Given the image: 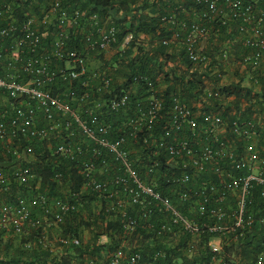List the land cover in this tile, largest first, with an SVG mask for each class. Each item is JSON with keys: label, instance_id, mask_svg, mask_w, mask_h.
<instances>
[{"label": "built area", "instance_id": "1", "mask_svg": "<svg viewBox=\"0 0 264 264\" xmlns=\"http://www.w3.org/2000/svg\"><path fill=\"white\" fill-rule=\"evenodd\" d=\"M15 1L0 0V156L10 158L0 163V184L6 190L14 182L29 192L0 207L1 240L16 237L24 251L47 253L34 264H140L127 241L105 250L106 235L95 239V247L104 248L95 257L67 259L81 240L60 226L78 213L87 193L107 202L105 211L114 213L124 235L152 229L160 214L156 235L169 233L177 244L187 234L188 258L200 251L205 257L197 264H241L237 254L255 238L260 247L244 264H264V125L253 114L264 110V97L246 99L238 111L236 97L219 87L203 89L190 104L171 97L167 107L163 73L116 76L123 53L134 42V58L143 36L120 40L112 22L65 0H47L36 13H19ZM190 1L194 6L166 19L171 34L161 46L220 81V67L229 61L257 70L264 58V0ZM91 52L107 61L115 54L117 62L94 68ZM46 153L74 165L78 191L63 198L41 191L30 165ZM63 177L55 172L51 182L62 184ZM160 183L167 193L157 190Z\"/></svg>", "mask_w": 264, "mask_h": 264}, {"label": "trees", "instance_id": "2", "mask_svg": "<svg viewBox=\"0 0 264 264\" xmlns=\"http://www.w3.org/2000/svg\"><path fill=\"white\" fill-rule=\"evenodd\" d=\"M46 1L47 0H16L15 6H19V8H17L19 13L25 11L36 13L47 4ZM65 1L71 8L79 9L86 14L98 15L102 22L106 20L112 22L117 28V36L120 40L129 34L133 36L134 40L139 39L141 36H143L144 39L147 38V47H144L142 44L137 45V54L134 58L129 57V55L132 54V47L135 46L134 42L130 45L129 49L123 53V58H121L118 62L119 71L116 75L117 77L133 78L143 74L156 78L158 74L163 73V80L168 85L167 90L164 93L167 101V107L172 101L171 97H177L179 100L190 104V102H193L195 98L202 93L203 89H205V85H203V78L201 77L190 79L186 78L185 75L179 76V74L174 73L171 70L167 72H164L163 70L165 62L175 59L174 51L161 46V40L171 34L170 26H165L164 23L171 14H178L179 7L189 8L190 6H194L190 0ZM178 16L181 17V15ZM72 46L76 48V50H79V48H81V43H74ZM90 55L92 59L98 60L101 63L111 64L113 62H117L115 54H113L114 57H112L109 61H107L102 54L96 56L97 52H91ZM181 63L182 65L191 68L187 62H183L182 60ZM195 76L196 74L193 75V77ZM203 77L209 78L215 83V88H219L218 82L220 80L216 75L205 74ZM255 78H258L262 85H264V76ZM219 90L225 96L235 95L236 97H240L244 94L246 99L250 96L254 97L259 95L254 92L252 93L251 90L240 87V85L223 86L219 88ZM262 95H264V93H262ZM210 105L216 106L217 102H210ZM248 110H250V108H248ZM117 116L120 117L121 114ZM119 117L118 119H112V121L117 124V120L119 121L120 119ZM47 153L40 158H36L34 163L30 165L38 176L35 181L41 180V191H47L50 194L59 195L62 198L68 190H70V192L78 191L80 179L78 178L77 170L73 169L74 165L68 161L56 159ZM9 160L10 158L8 157L4 158L0 156V163L8 162ZM8 166L10 165L7 164V167ZM2 171L5 178H9L7 176L10 174V171L7 168H3ZM55 172L63 173L64 177L62 184L51 182V178ZM10 182L11 181L9 179V183ZM4 188L5 185L0 184V199H3L6 204L15 202V200L11 199H15L17 196L25 197L29 192V189L19 187L14 182L11 183L6 190ZM165 189V185H162L161 183L157 187V190L162 193H167ZM82 196L85 200H80L83 206L79 208L78 213L71 215L70 218L68 217L60 226L64 235L70 234L81 240L80 247L74 250H68L69 252L71 251L76 254L79 253V255L82 253H91L94 255L104 249L103 246L95 247V239L97 236L106 235L109 244L104 245L105 250L117 249L125 241H127L132 250L136 248L139 252L141 256L140 264H197L198 261L201 262L202 259L205 260L204 255L201 254L203 251L193 255L191 259L188 258L186 249L190 238L187 234L181 236L178 239L179 241L177 244L173 242L174 240H168L170 236L169 233L162 234L160 236L156 235V221L161 219L160 214L152 219L154 222L152 229L138 230L137 233H133L132 235H124L121 224L118 223L117 220L113 219L114 213L111 214L105 211L107 203L105 200H96L94 195L87 193L82 194ZM64 201L75 203V200ZM170 201L177 205L182 211H186L185 209H187V206L185 204L181 205L177 200ZM93 203H98L103 206H101V208L96 212L91 209V204ZM83 211L87 213L86 220H84L83 215L81 214ZM127 212L135 215L136 207L128 205ZM83 230L89 231L92 240L89 239L86 242L83 241ZM37 233L38 231H33L32 236ZM207 239L208 236L204 235L197 246L205 243ZM1 241L2 240L0 238V264H34L40 259L41 255L44 258L47 257V253H42L38 250L24 251L21 249L20 246L23 243L22 241H24L23 239L18 240L16 237L10 236L7 238L5 244H2ZM16 244L19 246L16 247ZM247 246L252 247L248 249ZM258 247H260L259 241L256 240V238L251 244H246V247L237 254L240 256V263L244 264L248 260L253 259ZM158 250H161V252L164 253L163 258L154 257V252ZM199 255L201 259H199ZM225 261L227 264H232V262L228 261V259Z\"/></svg>", "mask_w": 264, "mask_h": 264}, {"label": "rangeland", "instance_id": "3", "mask_svg": "<svg viewBox=\"0 0 264 264\" xmlns=\"http://www.w3.org/2000/svg\"><path fill=\"white\" fill-rule=\"evenodd\" d=\"M207 44H208V42L205 41L202 45L206 46ZM220 68L222 70L224 69L225 71H223L224 76L222 77L221 81L218 82L219 87L240 85V87L248 89L250 86L253 87L254 85H257L258 82H260V80H257V82H256V79H258V78H255V73L257 71H260V70L262 72H264V60L263 61L261 60L259 68L257 70H254V71L252 69H249V68H243L239 64V62L236 60L229 61V64H227L225 67L221 66ZM163 70L166 72L171 70L174 73L179 74V76L185 75L186 78H190V79L201 77V78H203V85H205L204 86L205 90L209 91V90L213 89V87L215 88V83L213 81H211L209 78L203 77L205 75V72L202 69L201 70L199 69L198 71L193 70V68H189V67L182 65L176 59L165 62ZM194 74H196L195 77H193ZM251 74L254 76V78L250 77ZM251 92L253 93V91H251ZM258 94L259 95H257V96H263L264 97V95H262V93H258ZM257 96H254V97L256 98ZM251 97L252 96L248 97L247 100L254 98V97H252V98ZM220 101L223 103H226V99H224V98L221 99ZM245 101H246V97L244 96V94H242V96H240V97H236V100L233 103L234 109L240 111L242 108V104L243 103L245 104ZM257 108L258 109L256 110V113H253V114L255 115V117L257 119V123L259 125H264V110L262 108H259V107H257ZM263 135H264V129H263ZM4 204H6V203L2 199L0 201V207ZM91 209L93 211L95 210L97 212L99 210V204L98 203L91 204ZM81 214L83 216L87 217V213L85 211L81 212ZM51 239H52V237H51ZM82 239L84 242L91 239V235H90L89 231L83 230ZM6 240L3 239L1 241L2 244H5ZM107 244H109V241H107ZM13 246H14V243H13ZM17 246H19V245L16 244V247ZM20 248H21V246H20ZM73 254H75V255H73ZM81 255H87V256L95 257V255H92L91 253H82ZM81 255H79V253L76 254V253H73L71 251L70 252L67 251V253H66L67 259L72 261V262L77 261L76 263H81V261H79V260L83 259V257ZM64 260L66 261V259H64Z\"/></svg>", "mask_w": 264, "mask_h": 264}, {"label": "crops", "instance_id": "4", "mask_svg": "<svg viewBox=\"0 0 264 264\" xmlns=\"http://www.w3.org/2000/svg\"><path fill=\"white\" fill-rule=\"evenodd\" d=\"M148 43H147V38L144 39V46L147 47ZM264 60V58L262 59V61ZM96 62V63H95ZM92 63V66L95 68V67H98L100 65L101 62L97 61V60H94L91 62ZM264 76V72H262L261 70L260 71H257L255 73V77H263ZM251 78H254V76L251 74L250 76ZM258 79H256V82H257ZM248 90H251L253 92H255L256 94L258 93H264V85H262L261 82H258L257 85H254L253 87L250 86L248 88Z\"/></svg>", "mask_w": 264, "mask_h": 264}]
</instances>
